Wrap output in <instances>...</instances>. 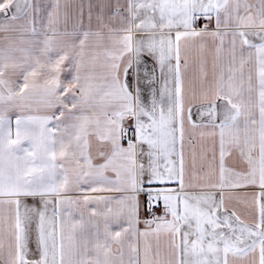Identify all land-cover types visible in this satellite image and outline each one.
<instances>
[{"label": "snow or ice", "instance_id": "obj_1", "mask_svg": "<svg viewBox=\"0 0 264 264\" xmlns=\"http://www.w3.org/2000/svg\"><path fill=\"white\" fill-rule=\"evenodd\" d=\"M0 41V264H264V0H0Z\"/></svg>", "mask_w": 264, "mask_h": 264}, {"label": "crops", "instance_id": "obj_2", "mask_svg": "<svg viewBox=\"0 0 264 264\" xmlns=\"http://www.w3.org/2000/svg\"><path fill=\"white\" fill-rule=\"evenodd\" d=\"M80 0H75L74 1V5L76 4H79ZM62 3H63V0H62ZM70 30V29H69ZM7 44H5L4 41H0V47H6ZM198 69V54L194 51L192 53V65H191V68H190V71L188 72L187 74V78H186V83L188 80H191L192 77L194 76L195 72L197 71ZM208 70L211 71V62L209 61V64H208ZM194 137L196 138V144L193 145V146H189L187 143H186V146H185V155H186V159L190 160L191 157H190V153L192 152L193 150V147H195L197 153H199L200 151V148H201V145H204L208 148L211 147V144L209 141H200L199 140V132L197 131L196 133H194ZM29 203H31V201H29ZM237 211L238 213L242 214V217H246L247 216V209L246 207L243 205V204H240L237 206Z\"/></svg>", "mask_w": 264, "mask_h": 264}, {"label": "rangeland", "instance_id": "obj_3", "mask_svg": "<svg viewBox=\"0 0 264 264\" xmlns=\"http://www.w3.org/2000/svg\"><path fill=\"white\" fill-rule=\"evenodd\" d=\"M74 1H75V0H71V3H72L73 5L75 4ZM16 25H17V26H22L23 29H24L25 31H24V35H23V37H21V34L18 32V33H16V34H14L13 39H15V40H17V41H19L21 38H23V39H27V35H26L27 24H26L25 20H24V19H21V20L17 21V22H16ZM4 42H5V44H7V41H4Z\"/></svg>", "mask_w": 264, "mask_h": 264}]
</instances>
